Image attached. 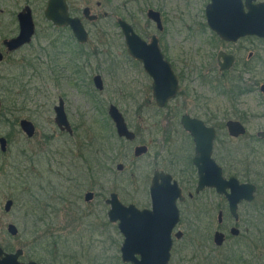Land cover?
<instances>
[{"label":"rangeland","instance_id":"obj_1","mask_svg":"<svg viewBox=\"0 0 264 264\" xmlns=\"http://www.w3.org/2000/svg\"><path fill=\"white\" fill-rule=\"evenodd\" d=\"M47 1L0 0V53L5 56L0 63V100L3 103L0 137H5L9 143L7 153L0 150V247L7 252L23 249V262L124 264L120 251L123 236L117 225L108 219L106 199L116 192L125 204L150 208L149 187L156 170L172 174L187 195V189L193 186L189 187L190 182L197 175L190 165L192 144L179 121L184 114L201 116L198 109L201 107L209 109L214 117L221 116L217 160L226 170L227 177L236 173V163L229 160L230 153L225 152L233 145L225 124L228 120H238L247 126L249 134L241 144L247 143L264 128V97L259 91L264 84V40L246 38L237 44H219L215 34L204 26L205 8L210 0H163L170 12H180L183 7L185 11L191 10L194 27L169 38L175 71L184 79H191L182 83V96L162 112L158 111L152 95V79L141 65L130 61L124 54L123 35L117 24L113 25L117 18L138 17L135 22L137 32L150 40L156 32L146 14L149 9H156L162 0H134L129 4L128 0H67L72 15L84 21L90 38L82 49H78L75 39L65 44L56 52L60 53L56 60L50 48L52 41L58 36L60 41L64 37L66 40L71 33L64 29L59 31L46 20ZM26 5L33 9L36 35L31 45L9 55L3 41L18 34L17 14ZM85 7H90L99 16L96 23L83 18ZM220 50L237 51L240 63L236 76L224 80L227 89L213 93L203 86L201 76H208L207 70L217 66ZM254 53L256 56L261 54L258 60H254V75L247 70L244 74L243 63H248ZM249 64L252 66L251 62ZM239 71L241 74L237 75ZM96 75H101L104 80L103 91L94 87ZM60 99L65 102L73 135L61 131L55 123L54 107ZM111 104L124 114L129 127L137 134V140L125 144L109 142L110 147L118 150L107 154L116 157L112 165L115 175H104L100 174L95 159L97 152L107 149L110 130L114 128L108 115ZM173 111L178 115H173ZM23 119L35 125L33 138H28L21 130L20 121ZM99 145L105 148H99ZM138 145L149 147L148 155L140 160L133 157V149ZM255 155L257 164L264 163V152ZM119 162L125 164L122 174L116 171ZM88 164L94 169L92 174H89ZM256 172L262 177L255 176ZM246 175L239 178L245 180ZM248 175L259 181L264 193L261 165L255 166ZM68 178L72 180L68 181ZM88 191L95 193L90 203L84 200ZM261 199L259 196L254 204L241 207V217L256 211ZM8 200L14 202L9 213L4 208ZM201 201L215 207L225 206V201L214 191L202 194ZM185 205V220L181 222L183 230H187L186 219L191 217L187 212L190 205ZM9 224L19 229L17 237L8 234ZM261 230L255 232L257 240L263 241V226ZM188 242L187 236L185 241L176 245L174 263L183 256L186 264H207L199 256L196 260L192 257L196 248L182 250L181 247H186ZM255 244L258 245L257 241ZM261 246L255 248L252 264H264ZM197 252L201 254V251Z\"/></svg>","mask_w":264,"mask_h":264},{"label":"water","instance_id":"obj_2","mask_svg":"<svg viewBox=\"0 0 264 264\" xmlns=\"http://www.w3.org/2000/svg\"><path fill=\"white\" fill-rule=\"evenodd\" d=\"M207 21L210 28L223 40L236 42L247 36H256L264 39V1L260 0H211L207 6ZM44 15L47 21L55 27L71 29L77 42L81 45L89 41V33L79 17L70 14L67 0H48ZM86 19L93 22L98 19L97 15L91 13L90 8L83 10ZM148 17L156 22L160 21L158 12L150 10ZM19 34L16 37L4 40L3 44L8 53L16 52L24 46L30 45L36 33V24L30 6L18 14ZM118 24L122 29L129 54L144 65L145 70L153 79V95L159 107L163 108L167 102L176 97L178 92V80L175 77L171 66L164 60L163 54L158 47V41L153 38L151 44L142 40L134 31L133 27L126 21L119 19ZM3 55L0 54V61ZM221 71L229 70L235 58L220 52L218 56ZM223 60V61H222ZM94 87L97 90H104V81L101 75L93 78ZM264 94V85L261 87ZM2 102L0 101V112ZM56 114L55 123L61 131L69 135L74 134L73 127L69 122L65 110V102L59 100L54 107ZM108 115L114 124L119 138L127 141H135L136 134L126 121L124 114L114 104L108 108ZM184 129L194 138L196 155L194 164L198 168V188L201 192L206 188L215 189L219 194H224L229 202L231 215L238 219V206L243 201L252 202L256 188L251 184H240L236 178L226 179L223 176L222 168L212 158L215 130L206 127L204 122L193 119L189 115L182 118ZM230 137L238 138L245 135L246 129L239 121L229 120L226 124ZM20 128L28 138L36 134L35 125L27 120L20 121ZM264 138V132L259 133ZM9 148L8 140L0 137V150L7 153ZM148 152L146 146H137L134 151L136 157ZM123 170V164L118 165ZM230 190V191H229ZM152 201L151 209L140 210L135 205L125 206L121 203L118 195L113 193L108 203L111 204L109 218L111 222L118 223L119 230L124 236L121 248L122 260L132 264H168L171 258L173 246L172 233L180 222V210L178 201L185 198L182 190L172 175L164 172H155L150 187ZM94 194L89 192L85 195V201L91 202ZM14 206L13 200L6 201L5 211L11 212ZM7 232L11 237L19 235V229L14 224H9ZM233 233L237 234L233 229ZM181 233L176 237L180 238ZM215 244L223 245L224 235L217 233L214 238ZM23 249L15 252H7L0 247V264H46L35 261L23 262ZM136 255L141 258L137 259Z\"/></svg>","mask_w":264,"mask_h":264},{"label":"flooded vegetation","instance_id":"obj_3","mask_svg":"<svg viewBox=\"0 0 264 264\" xmlns=\"http://www.w3.org/2000/svg\"><path fill=\"white\" fill-rule=\"evenodd\" d=\"M164 1L162 0V3L156 5V7H157L156 9H149L147 11L146 16H147L148 20L151 23H153V27H154V30L156 32V34L152 35L150 40L146 39L143 35H141L137 32V30H136L137 24L135 22H137L139 20L138 17L132 18L129 15V16L125 17L126 19L117 18V20H115V21L113 20V25L115 26L117 24L116 26L119 27V29L121 30V34L123 35V38H124V45H125L124 46V54H126L129 57L128 59H130V61H134L136 64L141 65L146 73H147V71L145 70L144 65L141 62H139L138 60L132 58L131 55L129 54L126 38H125V35H124L122 29L120 28V26L118 24V20L122 19V20L126 21L128 24H130L133 27L135 33L142 40L147 42L148 44L152 43L153 38L157 39L158 47L161 50V53L163 54L164 60L166 62H168L169 65L171 66V70L173 71L175 77L178 80V87H179L176 97L169 100L167 102V104L165 105V107H163V108H161L157 105L156 99L153 95V88H152V95L154 97L157 109H158V111H162V112L165 111L166 109H168L169 104L171 102L175 101L178 96L179 97L182 96L181 93L183 91H180L182 83H185L191 79V77H189V79H188V77L186 79H184L183 76H181L179 73H177V71H175L177 68H176V63L173 62V60L171 59V56L173 57L174 52L171 49V44H170L169 38L171 35H173L175 33L176 34L182 33L183 30H184V32H186V31H188L194 27L192 25V23H194V21L192 20V17H191V10L185 11V8L183 7L180 12H175V10H173V12H170L169 9L167 8V5H165L163 3ZM210 2H211V0H210ZM47 3H48V1H47ZM67 3H68V1H67ZM209 4L210 3H208L206 5V8H205L206 24L204 26L208 27L212 31V33L215 34V39L218 41L219 44H226V45L227 44H237L242 39H246V38L256 39L257 38L256 36H247V37H243V38L239 39L236 42H229V41L223 40L220 36L217 35V33H215L210 28V26L208 24L206 11H207V6ZM97 5L100 6V3H98ZM26 6H30V5H26ZM68 6H69V4H68ZM85 8H87V7H85ZM88 8H90V7H88ZM23 9H24V7L22 8V10ZM31 9H32V7H31ZM83 10H82L83 18L85 20L89 21L83 15ZM90 10H91V8H90ZM150 10H153V11L159 13L161 24L159 22L151 20L148 17V12ZM69 11H70V7H69ZM32 12H33V9H32ZM91 13L94 14L92 12V10H91ZM18 14H17V22H18ZM70 14H71V16H73L71 11H70ZM94 15H97V14H94ZM33 16H34V13H33ZM73 17H79V16H73ZM104 17L107 18L108 14L105 13ZM79 18L81 19V17H79ZM34 20H35V18H34ZM98 20H99V16H98L97 20H95L93 22H91V21H89V22L96 23ZM82 22L84 24L83 20H82ZM177 23H178V25H177ZM35 24H36V21H35ZM175 25H177V29L174 28ZM84 26H85V24H84ZM18 28H19V23H18ZM57 28H59V27H57ZM85 28H86V26H85ZM59 29H64V30L69 31L72 34V36L74 37L70 28L64 27V28H59ZM36 30H37V25H36ZM86 30H87V28H86ZM18 34H19V32H18ZM35 35H36V33H35ZM16 36H14V37H16ZM89 38H90V34H89ZM74 39L77 42L75 37H74ZM258 39H261V38H258ZM33 40H34V38H33ZM261 40H264V39H261ZM77 44L79 46L86 45V44L81 45L78 42H77ZM3 46H4V44H3ZM27 46H29V45H27ZM27 46H24L23 48H25ZM174 46H175V41H174L173 47ZM214 47L216 48L217 44H215ZM237 47H239V44L237 45ZM23 48H21L20 50H22ZM20 50H18V51H20ZM18 51H16V52H18ZM16 52L8 53L6 51V53L9 55L16 53ZM220 52H224L227 55H232L235 58L234 65L227 71H221V68L219 65V60H218V56H219ZM0 54L3 55V59L0 61V63L2 64L4 59H5V56L3 53H0ZM260 55L261 54H257V56H256L254 53L253 54L254 57L251 59H248V63L246 61L243 63L242 71L244 74H245L244 71L247 70V72L250 73V75H254V71H255L254 60H258ZM238 56H239V54L237 51H235L234 53H231V52L228 53L224 50H220L218 52V55H217V66L210 69V70H207L208 76H205V77H204V75L201 76V83L203 84V86L208 87L210 92L212 91L213 93H220L221 92V90H220L221 89V87H220L221 83L219 84V82H225L224 80H230V78H233L231 76L235 75L236 70L238 69V65L240 63L239 62L240 59ZM180 59L183 60L181 57H180ZM262 59H263V57L260 58V60H262ZM250 62L252 63V66L249 64ZM238 74H241V71H239L237 73V75ZM147 75L150 77V75L148 73H147ZM183 75H184V73H183ZM150 78L152 79V77H150ZM263 80H264V76H263ZM152 85H153V79H152ZM261 87H260L259 91L262 94V96L264 97V94L261 91ZM104 88H105V85H104ZM253 92H256V91L254 90ZM2 109H3V103H2ZM198 109H199L200 113L202 112L201 116L193 117L189 114H184L183 116L189 115L193 119H197V120L204 122L206 127L213 128L215 130V139H214V144H213L212 158L222 168L223 176L226 179L236 178L240 184L254 185L256 188V192L254 193V200L252 202H247L246 200H243L239 204L238 210H237L238 219H236L235 217H233L231 215L230 205H229V202H228V200L224 194H219L215 189H212V188H206L201 192H197L198 182H199L198 168L194 164V158L196 155V146H195L194 138L191 136V134L189 132H187L184 129V127L182 125V118H183V116H182L180 118L179 123L182 126L183 130L185 131V134L188 135V139L190 140V142L192 144L193 157H191V159H190V165L195 170L197 178H194V180H192L190 182L189 187H191L192 185L193 186L191 188L187 189V191H188L187 195L184 194L183 189L181 188L179 182L176 180L179 184V187L182 190V195L185 199L183 201H180V200L178 201V207L180 210V222L175 227V229L173 230V233H172L173 246H172V250H171V258H170L168 264H186V262H185L186 258L184 259L183 256H180L181 258L178 259V262L174 263L173 252L176 249V245L179 242L185 241L187 236L189 237V242H188L186 247L183 246L181 248L184 251H185V248H187V247L189 249L196 248L195 253L192 255V257L195 258V260H196L197 256H199L201 258V260L202 261L204 260L207 264H252V258L254 257L255 248L259 247V245L260 246L262 245L260 247V249H262L264 251V239H263V241H262V239L257 240V238H258L257 232H255V231H262L261 226H263V231H264V193H263V190H261L260 186L258 185L259 181H257L256 179L254 181V178L252 180V178L249 177L248 173L253 171L255 166H258L259 164L261 165V169L264 170V163L259 162V164H257L256 155H255V154H261L264 152V138L259 136V133L264 132V128H261L262 130L257 132L255 137L248 139L247 143H244V144H241V142H243L246 139V136L249 134V131H248L249 129L242 122L241 123L243 124V126L246 129L245 135L240 136L238 138H233V137L229 136L228 131H227V136L230 138V140L233 141V145L229 149H225V152L228 151L230 153L229 157H227V158L231 161H234V163H236L235 165L237 166L236 173H234V175H231L230 177H227L226 176V170L221 166V164L217 160L218 156L216 154V151H217L216 144H217V141L220 137V126H221V122H222V119L219 120V117H221V116L217 114L214 117V115L211 114L209 109H206L203 107L198 108ZM1 113L2 112H0V115H1ZM173 115L177 116L178 113L173 111ZM235 121H238V120H235ZM227 122H226V124H227ZM226 124H225V127H226ZM226 129H227V127H226ZM114 131H115L117 138H119L117 133H116L115 127H114ZM133 132H135V131H133ZM119 139H121L123 141L122 144L134 143L137 140V134H136V140L135 141H127L124 138H119ZM235 141L236 142L238 141L237 144H235L236 143ZM138 146H146V145H138ZM136 147L137 146H135L133 149V157L135 159L140 160V159H143L144 157H146L148 155L149 147L146 146L148 148V152L146 154L140 156V157H136L134 155V151H135ZM116 152H118V150ZM104 159H105L104 169L100 170V171H102V173L104 175H107V174L115 175L113 172V169H111V167H113L112 165H114L115 161L113 162V164H111V160L107 156H105ZM95 161H96V159H95ZM120 164H123V166H124L123 170L118 169V165H120ZM88 166H89V170H88L89 174H92L94 172V169L92 168L91 165L88 164ZM116 171L118 173H121V174L124 173L125 164L122 162L117 163L116 164ZM157 171L170 174L168 172L160 171V170H156L155 172H157ZM155 172H154V174H155ZM154 174H153V177H154ZM241 174L242 175L247 174L245 177L246 178L245 180L239 178V177L244 178V176H242ZM170 175H172V174H170ZM255 176H261L262 177V174H259L256 172ZM153 177H152V179H153ZM172 177L175 180L173 175H172ZM67 180L71 181L72 179L68 178ZM113 184H115V183H113ZM151 184H152V181H151ZM102 187H104V186H102ZM150 187H151V185H150ZM150 187H149V194H150ZM103 191H107V190L103 189ZM206 191H214L218 196H220L225 201V206L218 205L217 207H215V206H212L211 204L207 203V201H201V195L204 194ZM89 192L93 193L94 198H95V193L92 191L86 192L85 195ZM113 193H116V192H112L110 194L109 198L106 199V201H105V204L109 207V211H108L107 215H108V219L110 222H111V220L109 218V212L111 210V204L108 203V200H110L111 195ZM116 194L118 195V193H116ZM259 196H262V199H261V203H260V206L258 207V209L256 211H251V213H248V212L245 213L244 217L242 218L240 215L241 214L240 208L254 204ZM118 197H119V195H118ZM119 199H120V197H119ZM150 199H151V197H150ZM84 200H85V196H84ZM120 201H121V199H120ZM86 203H90V202L86 201ZM121 203L125 206L135 205L132 203L125 204L123 201H121ZM186 203L190 205L187 212L191 217H187V219H186L187 220V230H183L181 228V222L185 220L184 216L186 215V208L184 209V206H186L185 205ZM135 206L140 210L151 209L152 201H151V207L150 208L149 207H139L137 205H135ZM111 223H113V222H111ZM113 224H116L117 228L119 230L118 223H113ZM256 227H258V228L256 229ZM233 229L236 230L237 234L232 232ZM177 233L182 234L180 238L176 237ZM217 233L224 235V243L221 246L216 245L215 241H214L215 235ZM212 241H213L214 245L212 244ZM255 241H257L258 245L255 244ZM123 242H124V236H123ZM197 250L201 251V254H199V252H197ZM202 255L204 257H202ZM136 257H137V259L141 258L140 255H136ZM121 260H122V253H121ZM122 262L124 264H132L131 262H124L123 260H122Z\"/></svg>","mask_w":264,"mask_h":264},{"label":"trees","instance_id":"obj_4","mask_svg":"<svg viewBox=\"0 0 264 264\" xmlns=\"http://www.w3.org/2000/svg\"><path fill=\"white\" fill-rule=\"evenodd\" d=\"M129 3H134V0H128V4ZM58 30L61 31L63 29H58ZM60 40H61V37L58 36L57 38H55L52 41V45H50V48L52 50L51 52L54 53V56H55L53 58L54 60H56V56L60 54V53L57 54L56 52L59 51V50H62L65 44H70L72 40L74 41V37L72 36V34H70V36L66 37V40H65V37H64L63 41H60ZM56 41H57L58 44L56 43ZM78 49H82V46L78 45ZM77 53L79 55L78 58H81L82 57L81 54L79 52H77ZM57 60H58V58H57ZM219 84H220L221 90L227 89V86L225 85L226 84L225 82H219ZM2 87L5 88V85H2ZM108 139L109 140H108V143L106 145L107 149H105L104 151H99V152L96 153L95 165L99 168V171L102 169V167L104 168V163H105L104 157L105 156H107L111 160V164L115 161L116 157H113L112 155L108 156L107 154L111 150L112 151H117V147H115V148H113L112 146L110 147L109 142L112 141L114 144L115 143H119V142L123 143V141L121 139L117 138V136L115 134V131H114V128H113V130H110V136H109ZM104 143H106V141L103 142V144ZM99 148H105V146L104 145H99ZM98 150H100V149H98ZM115 156H116V154H115ZM102 162H104V163H102ZM111 169H112V167H111ZM100 174H103L102 171H100Z\"/></svg>","mask_w":264,"mask_h":264}]
</instances>
